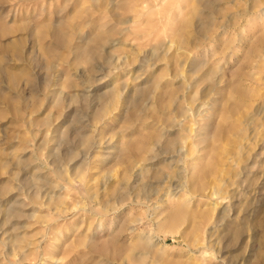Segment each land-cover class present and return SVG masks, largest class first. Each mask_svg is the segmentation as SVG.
I'll return each mask as SVG.
<instances>
[{
  "label": "rangeland",
  "instance_id": "1",
  "mask_svg": "<svg viewBox=\"0 0 264 264\" xmlns=\"http://www.w3.org/2000/svg\"><path fill=\"white\" fill-rule=\"evenodd\" d=\"M263 14L0 0V264H264Z\"/></svg>",
  "mask_w": 264,
  "mask_h": 264
},
{
  "label": "bare ground",
  "instance_id": "2",
  "mask_svg": "<svg viewBox=\"0 0 264 264\" xmlns=\"http://www.w3.org/2000/svg\"><path fill=\"white\" fill-rule=\"evenodd\" d=\"M264 15V14H263ZM214 194H217V193H214Z\"/></svg>",
  "mask_w": 264,
  "mask_h": 264
}]
</instances>
